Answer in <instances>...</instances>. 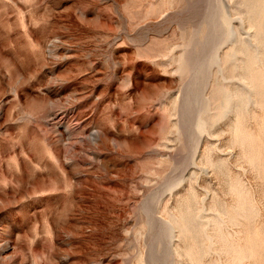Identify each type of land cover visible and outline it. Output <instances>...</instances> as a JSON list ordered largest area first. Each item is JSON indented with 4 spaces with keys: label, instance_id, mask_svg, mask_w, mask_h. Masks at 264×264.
I'll list each match as a JSON object with an SVG mask.
<instances>
[{
    "label": "rangeland",
    "instance_id": "1",
    "mask_svg": "<svg viewBox=\"0 0 264 264\" xmlns=\"http://www.w3.org/2000/svg\"><path fill=\"white\" fill-rule=\"evenodd\" d=\"M238 9L0 0V264H254L227 261L212 233L216 217L238 236L215 207L233 204L229 179L264 220V180L232 142L234 112L214 118L209 104L219 84L246 89L221 62L237 39L251 43ZM258 104L248 88L253 129ZM190 192L199 262L184 252L178 216Z\"/></svg>",
    "mask_w": 264,
    "mask_h": 264
},
{
    "label": "bare ground",
    "instance_id": "2",
    "mask_svg": "<svg viewBox=\"0 0 264 264\" xmlns=\"http://www.w3.org/2000/svg\"><path fill=\"white\" fill-rule=\"evenodd\" d=\"M239 4L240 9L237 12L248 28L247 32L252 38L251 43L244 38L237 39L223 52L221 62L233 74L237 72L246 89L231 88V85L227 86L225 83L219 84L214 90L209 104H216L218 109V113L213 115L214 118L222 116L226 112H234V117L230 121L232 142L240 146L243 157L257 168L264 180V0H239ZM220 20L221 23L219 21L218 23L224 27L222 30L225 37L229 38L230 17L223 14ZM220 30L221 28L216 26L213 38L218 35ZM204 31L205 27L201 33ZM190 39L191 34L187 36V40ZM217 59L218 57L215 58V60ZM184 71L189 72V69L185 67ZM248 88L255 92L260 107V112L251 111L249 113L256 126L254 129L249 126L246 110ZM227 185L234 194V202L230 206L216 203L217 209H215L228 222L238 225V236L236 238L230 233H224L222 225L215 217L213 218L212 233L213 236L219 237L217 242L222 239L221 243H218L219 246L215 247L227 253V261L241 263L249 259L254 264H264V220L259 223L253 218L249 192L238 179H229ZM194 192H190L183 201L178 216L180 217L179 223L183 227L181 232L184 234V252L189 254L193 261L198 260L199 262L206 249L198 227L193 225L196 204ZM176 221V219L170 218V222L177 224Z\"/></svg>",
    "mask_w": 264,
    "mask_h": 264
}]
</instances>
